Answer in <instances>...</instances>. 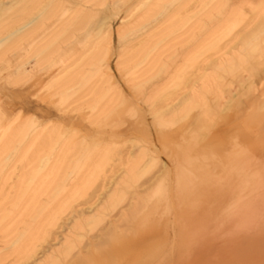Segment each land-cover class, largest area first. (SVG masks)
<instances>
[{
	"label": "bare ground",
	"instance_id": "6f19581e",
	"mask_svg": "<svg viewBox=\"0 0 264 264\" xmlns=\"http://www.w3.org/2000/svg\"><path fill=\"white\" fill-rule=\"evenodd\" d=\"M108 2L109 13L103 8ZM251 12L248 16L234 0H0V64L10 68L15 85H36L38 72L58 68L52 81L54 94L75 98L79 101L75 109H86L93 119L109 113L118 106L114 105L117 99L121 104L126 96L114 85L115 71L125 76L129 89L141 94L174 68L171 79L144 94L140 103L147 104L159 125L167 122L165 112L186 118L197 109L200 123L210 129L218 124L220 113L241 107L236 105L241 93L236 92L237 83L256 89L252 70L264 66V0L254 1ZM119 16V48L114 52L112 21ZM69 47L79 53L61 67ZM113 56L115 69L111 67ZM30 63L32 69L27 70ZM190 67L195 69L192 79L181 85L180 79ZM262 95V99L256 98L259 111H264V92ZM158 101L169 103L166 108H156ZM18 115L0 123V264H97L101 246L94 242L78 247L79 238L98 225L106 211L112 212L121 186L136 180L158 157L149 149L138 157L128 156L121 164L122 175L96 204L97 195L88 190L104 166L79 169L86 141H76L60 127L38 129L37 119L19 121ZM230 120L231 116L224 123ZM222 132L217 129L211 142L203 146V174L217 179L240 176L242 190H234L236 201L230 198L234 205L243 198V205L247 203L251 211L264 208V146L254 147L256 133L250 131L244 137L246 143L244 138V143L240 140L245 145L234 153L221 147L226 134ZM146 157L141 169L140 162ZM191 159L186 152L180 171L188 169ZM209 159L214 163L210 168ZM233 202L226 204L231 212ZM83 203H90L91 210L80 208ZM242 207L239 209L245 210ZM70 214V223L62 226L65 215ZM118 222L116 218L110 224L109 234L119 229ZM63 227L62 237L56 241ZM46 244L49 249L42 251Z\"/></svg>",
	"mask_w": 264,
	"mask_h": 264
},
{
	"label": "rangeland",
	"instance_id": "374dc122",
	"mask_svg": "<svg viewBox=\"0 0 264 264\" xmlns=\"http://www.w3.org/2000/svg\"><path fill=\"white\" fill-rule=\"evenodd\" d=\"M254 1L256 0H234V3L241 5L249 16L252 13L251 5ZM103 8L107 10V13L111 12L107 9L110 8V3ZM112 23L115 31L112 47L114 52H118L116 29L121 23L120 16L113 19ZM78 53L72 47L67 48L61 60V67L69 65ZM115 60L113 56L111 67L114 69L116 68ZM30 67L32 69V63L30 66L26 65L27 70H31ZM194 70L193 67L185 70L180 79L181 85L192 79ZM58 71L59 69L54 67L51 70L38 72L36 85L33 83L15 85L11 83L10 68L0 64V123L7 122L18 114L19 121L34 117L37 119L38 127H41L38 129L52 127L51 130H56L60 127L69 135L72 134L76 141L85 140V150L82 151V158L79 160L80 167L85 166V168L79 169L86 171L90 168L89 166L92 168L104 166V170L100 173L102 175L88 190L90 194L93 192L97 195L96 204L107 196L108 190H112L115 181L122 175L123 165L121 164L128 156L138 157L142 150L149 149V152L158 157V162L147 169L144 167L148 157L140 162L144 172L137 176L136 180L128 181L121 186L112 212L106 211L102 221L91 231L85 232L84 237L79 238L78 247L83 248L94 242L100 245L101 252L96 255L97 264H264V208H254L255 210L251 211L247 203L243 205V198L240 199V206L234 205L233 200L236 201L235 197L238 195H235L237 193L235 191L242 190L241 187H243L240 176L233 174L226 175L222 179L214 177L213 179L211 176L204 175V169L201 168L203 146L216 134L217 129H223V134L226 131L221 147L231 149L234 153L240 151V148L245 145L240 143L242 140L244 143L250 131L256 133V135L253 134L254 147L264 146V141L262 142L264 111L258 110L257 104L260 101L256 99L263 97V65L252 70L256 89L243 88L237 83L236 92L241 90V93L236 105L239 103L241 107L220 113L218 124L210 129L200 123L197 118V109L186 118L172 117L171 113L165 112L167 122L161 126L156 123L147 104L140 103L143 96L153 91L151 89L164 85L171 79L175 72L174 68H171L164 76L166 77L164 80L162 79L165 82L160 80L162 83L159 81L155 86L147 88L149 91L145 89L147 91L140 94L133 90L137 96L131 87H127L129 85L125 76L115 71L114 85L119 87L126 96L121 104L117 99L114 103L118 105L117 107L111 108L109 113L96 119H93L94 116H90L86 109L76 110L79 101L76 102L75 98L54 94L56 85L52 84V81ZM167 103L169 101H158L155 107H165ZM174 103H177V99ZM243 103H245L244 106H242ZM229 115L231 120L224 123L225 118L230 117ZM236 115L238 117H235ZM36 124L34 125L37 126ZM244 133L246 136L243 135ZM186 152L191 155L192 162L187 164L188 169L182 172L179 164L183 162ZM208 162V168L214 165L211 159ZM188 171H191V174ZM194 175L197 178H194ZM164 183L165 187L162 186ZM163 190L166 192L163 194V196L167 195V197L164 196L166 199L160 195ZM233 197V200L230 199ZM231 201L233 204L230 206H235L233 212L237 210L236 214L231 212L230 207L228 208ZM241 206L245 210L239 209ZM89 207L90 203H83L80 206L86 211L91 210ZM246 209L249 210V215ZM123 210L128 211L122 216ZM65 217L62 224L64 227L70 223L72 214ZM116 218L119 219V229L114 231L115 234H109V226L112 222L114 223V220L116 222ZM237 225L241 229L236 227ZM64 227L58 230L56 241L61 239ZM261 227L263 229H259ZM49 247L50 244L49 246L46 244V249L42 251L48 250ZM253 255H260V257L256 258Z\"/></svg>",
	"mask_w": 264,
	"mask_h": 264
}]
</instances>
